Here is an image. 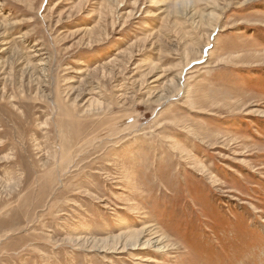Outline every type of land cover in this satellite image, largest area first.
Segmentation results:
<instances>
[{
	"label": "rangeland",
	"instance_id": "obj_1",
	"mask_svg": "<svg viewBox=\"0 0 264 264\" xmlns=\"http://www.w3.org/2000/svg\"><path fill=\"white\" fill-rule=\"evenodd\" d=\"M0 264H264V0H0Z\"/></svg>",
	"mask_w": 264,
	"mask_h": 264
},
{
	"label": "bare ground",
	"instance_id": "obj_2",
	"mask_svg": "<svg viewBox=\"0 0 264 264\" xmlns=\"http://www.w3.org/2000/svg\"><path fill=\"white\" fill-rule=\"evenodd\" d=\"M29 72H30V70H29ZM146 232L148 234L146 236L149 237L146 240H145V235L143 234L144 232H141V233L140 232H136V233L132 232L131 234H127V235L125 234V236H123L124 239H123V242L121 243V245L117 243L112 248H109L108 251H110V252H117V251L122 252V251H124L125 248H129V249L131 248L132 250L133 249L136 250V249L141 248L144 250L148 249L150 251H154L155 253H163V252L168 250V245L165 243V241H163L161 236H158L156 234V232H154V231H146ZM141 234L144 235L143 238H142ZM140 238H142V239H140ZM108 251L106 250L104 252H108ZM143 260L146 261L147 259L144 258Z\"/></svg>",
	"mask_w": 264,
	"mask_h": 264
}]
</instances>
